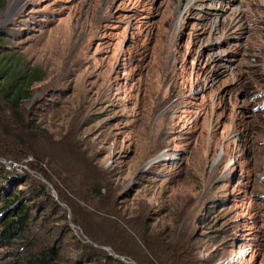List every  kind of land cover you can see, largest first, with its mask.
I'll list each match as a JSON object with an SVG mask.
<instances>
[{"label": "rangeland", "instance_id": "374dc122", "mask_svg": "<svg viewBox=\"0 0 264 264\" xmlns=\"http://www.w3.org/2000/svg\"><path fill=\"white\" fill-rule=\"evenodd\" d=\"M0 1V54L38 70L0 125V208L31 213L16 238L0 216V264H170L182 239L178 264H264V0Z\"/></svg>", "mask_w": 264, "mask_h": 264}, {"label": "trees", "instance_id": "16d2710c", "mask_svg": "<svg viewBox=\"0 0 264 264\" xmlns=\"http://www.w3.org/2000/svg\"><path fill=\"white\" fill-rule=\"evenodd\" d=\"M2 6L3 3L0 1V7ZM36 80H38V70L36 68H23L18 57L13 53L3 52L0 54V125L8 122L9 118L15 117L18 120L21 118V104L25 99L30 97L31 87ZM7 157H10L12 160L15 159V157L11 158L10 154H7ZM39 188L42 190L43 194L46 195V193H44L45 191H43L45 185L41 184ZM23 198L21 192H15L12 195H7V197L3 199V207L0 208V216L5 217L1 223L3 224L2 236L4 239L16 238L19 236L25 237L31 213L29 205L24 203ZM88 236L91 237L92 234L88 233ZM95 242L106 246L109 245L107 240L103 241L96 239ZM190 245L191 240L189 239H182L180 242L173 241V245L169 246L168 250L166 249L167 254L165 257H169L168 262L170 264H178V258L182 257L181 254L184 253V249ZM117 246L115 247L114 245L113 247L111 243V248L114 251L121 254H128L127 256L131 258L129 253ZM48 251V254L44 253L43 255L40 254L32 257L33 259L31 262L46 264L49 258H55V256H57L53 248H50ZM93 255L97 256V251H93ZM166 259H164V261H166ZM138 262H140V264H147L139 258Z\"/></svg>", "mask_w": 264, "mask_h": 264}, {"label": "water", "instance_id": "95a60500", "mask_svg": "<svg viewBox=\"0 0 264 264\" xmlns=\"http://www.w3.org/2000/svg\"><path fill=\"white\" fill-rule=\"evenodd\" d=\"M153 162H154V160L150 161L149 164H150V163H153ZM5 163H6V165H8V166H12V164H13V163L10 162V161H6ZM105 249L107 250V248H105Z\"/></svg>", "mask_w": 264, "mask_h": 264}]
</instances>
